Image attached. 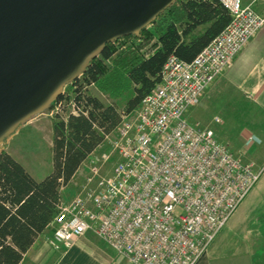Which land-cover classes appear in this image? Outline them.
I'll return each mask as SVG.
<instances>
[{
  "label": "built area",
  "instance_id": "obj_1",
  "mask_svg": "<svg viewBox=\"0 0 264 264\" xmlns=\"http://www.w3.org/2000/svg\"><path fill=\"white\" fill-rule=\"evenodd\" d=\"M219 2L222 30L189 61L169 55L109 149L89 154L82 193L60 199L45 235L55 252L91 232L129 264H195L257 181L261 169L184 118L264 22L255 0Z\"/></svg>",
  "mask_w": 264,
  "mask_h": 264
},
{
  "label": "trees",
  "instance_id": "obj_2",
  "mask_svg": "<svg viewBox=\"0 0 264 264\" xmlns=\"http://www.w3.org/2000/svg\"><path fill=\"white\" fill-rule=\"evenodd\" d=\"M228 20L219 0H170L135 33L105 41L50 102L51 170L42 179L0 145V264H19L46 235L61 188L155 86L166 58L189 61Z\"/></svg>",
  "mask_w": 264,
  "mask_h": 264
},
{
  "label": "crops",
  "instance_id": "obj_3",
  "mask_svg": "<svg viewBox=\"0 0 264 264\" xmlns=\"http://www.w3.org/2000/svg\"><path fill=\"white\" fill-rule=\"evenodd\" d=\"M255 10L264 15V5ZM199 103V107L215 109L219 122L223 123L221 129L214 128L216 137L224 143L220 142L234 155L252 162L254 168L261 170L253 187L195 264H264V22L208 86ZM213 125L209 121L203 128L213 129ZM224 131H233L232 139L228 140ZM16 144V150H7L34 179H42L46 174L39 175L35 161L34 165L24 161L18 151L21 145ZM89 156L62 187L64 202L82 193ZM51 230L50 225L46 235ZM51 250L56 255L52 264H129L91 232L74 239L72 245L62 252Z\"/></svg>",
  "mask_w": 264,
  "mask_h": 264
},
{
  "label": "bare ground",
  "instance_id": "obj_4",
  "mask_svg": "<svg viewBox=\"0 0 264 264\" xmlns=\"http://www.w3.org/2000/svg\"><path fill=\"white\" fill-rule=\"evenodd\" d=\"M169 1L147 0L144 8L140 0H105L99 4L86 0H18V7L13 9L4 5L0 16L6 17L10 29L9 35L0 38V141L50 103L60 91L58 83L77 74L105 41L135 33ZM59 25L64 28L63 36L71 34L73 40L68 45L74 44L73 51L47 71L45 62L53 55L51 46L58 43L51 31ZM42 50H46L45 55ZM17 71L25 72L26 77L14 82Z\"/></svg>",
  "mask_w": 264,
  "mask_h": 264
},
{
  "label": "rangeland",
  "instance_id": "obj_5",
  "mask_svg": "<svg viewBox=\"0 0 264 264\" xmlns=\"http://www.w3.org/2000/svg\"><path fill=\"white\" fill-rule=\"evenodd\" d=\"M97 4H99L102 1L105 0H96ZM112 2L117 3L119 0H110ZM143 4V7L145 6V3L147 0H140ZM91 2V0H89ZM18 0H0V11H2V7L4 5H7V7L15 8L18 7ZM264 5V0H255L253 7L257 9L258 7H262ZM27 28L32 30V24H30V21H26ZM6 17L0 16V38H3L5 35H9V29L6 27ZM63 27L58 26L54 28L53 31V38L56 42H59L61 45V42H64V45L60 48L59 51H55V59L50 64V67L53 68L55 65L60 64L63 62L73 51L74 44L68 45L69 41H72L73 38L68 36H63ZM62 32V33H61ZM63 39L62 41H59V39ZM42 54H46V50H42ZM33 65V63H32ZM34 66V65H33ZM1 70V68H0ZM36 71V68H34ZM2 71H0L1 74ZM17 77L15 76L13 81L22 80L24 77H26L25 72L17 71ZM1 77V75H0ZM12 81V82H13ZM3 84L2 79H0V85ZM5 84V83H4ZM9 85V84H8ZM6 84V86H8ZM67 86V82L61 81L58 83L57 88L60 90L65 89ZM208 88L203 92L201 97H203L204 93ZM199 102L193 106L190 107L187 112L185 113V120L188 124L194 126L203 128L206 123L212 122L213 129H210L213 134L216 137L215 132V126H218L221 129L220 122H215L214 118L217 117L215 113V109L209 110L205 106L199 107ZM119 108H121L122 101H118ZM53 113V108L51 107L50 103L45 104L44 108L37 114L33 115L30 119L26 120L25 122L21 123L19 127L11 134L10 137L6 138L4 141H0V145L6 146V148H18L16 143L18 142V145H21L18 149L20 157L26 162L33 164L35 161L36 166L39 170V175H45L49 173L51 170V121L50 116ZM132 114V112H131ZM221 119V118H220ZM204 123V124H203ZM237 133V131L235 132ZM223 135H226L227 139H232L233 131H224ZM237 134H234V137H236ZM116 138V134L113 131H111L107 135V140H103L93 151V153H99L101 151H105L109 149V142L108 140H114ZM217 138V137H216ZM217 140L223 142L221 139ZM224 143V142H223ZM14 148V149H15ZM230 149V148H229ZM16 150V149H15ZM231 150V149H230ZM234 155V154H233ZM236 156V155H235ZM238 157V156H236ZM240 158V157H239ZM242 159V158H240ZM243 160V159H242ZM116 161V155L113 153L112 155V161L105 164V167L102 168V173H106L108 169L110 168L111 164ZM84 165L82 166V168ZM263 168V167H262ZM81 176V174H78ZM77 177V176H76ZM75 177V179H76ZM91 187H94V183H91ZM62 190V188H61ZM62 198V194H61ZM56 255H53L51 248L47 245L45 238L39 239L24 255L23 259L20 264H52V261Z\"/></svg>",
  "mask_w": 264,
  "mask_h": 264
},
{
  "label": "water",
  "instance_id": "obj_6",
  "mask_svg": "<svg viewBox=\"0 0 264 264\" xmlns=\"http://www.w3.org/2000/svg\"><path fill=\"white\" fill-rule=\"evenodd\" d=\"M87 2H89V0H86ZM91 2H93V3H96L97 1L96 0H91ZM62 33V32H61ZM63 39H61V37H60V39H59V41H62ZM64 45V42L62 41L61 42V45H60V43L58 42V43H56L55 45H52L51 47H52V50H53V55H52V57H51V59L49 60V61H46L45 62V69L47 70V71H49V70H51L52 68L50 67V64L52 63V61L55 59V51H59L60 50V48L62 47ZM46 59H47V56H46ZM44 82V81H43Z\"/></svg>",
  "mask_w": 264,
  "mask_h": 264
}]
</instances>
